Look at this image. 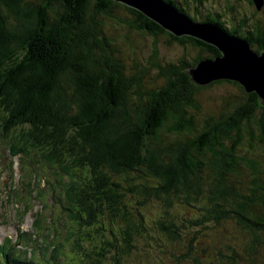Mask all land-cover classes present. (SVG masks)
Segmentation results:
<instances>
[{
  "label": "trees",
  "instance_id": "16d2710c",
  "mask_svg": "<svg viewBox=\"0 0 264 264\" xmlns=\"http://www.w3.org/2000/svg\"><path fill=\"white\" fill-rule=\"evenodd\" d=\"M157 1L264 48L263 15L235 23L201 0L193 15L189 0ZM158 24L115 0H0L2 122L86 182L78 248L52 264H128L138 242L167 264L264 261V104L233 80L197 86L189 69L219 50ZM133 34L153 37L143 66L122 57ZM163 35L182 56L158 59ZM224 83L242 96L207 109L201 93ZM38 255L0 244V264H48Z\"/></svg>",
  "mask_w": 264,
  "mask_h": 264
},
{
  "label": "rangeland",
  "instance_id": "374dc122",
  "mask_svg": "<svg viewBox=\"0 0 264 264\" xmlns=\"http://www.w3.org/2000/svg\"><path fill=\"white\" fill-rule=\"evenodd\" d=\"M201 1V11L204 9L207 12L224 16L231 14L232 17L237 13L242 15L244 12L249 20L255 16L256 18L260 17L264 8V0H259L258 3L255 0H250V3L248 0ZM188 4L189 9H193L190 11L193 15L198 4L193 0H189ZM170 8L175 13L181 14V11L177 10L176 7ZM189 21L192 23H211L210 21L200 22L190 19ZM233 21L237 23L236 19ZM262 23L264 25L263 21ZM260 33H262L261 30ZM133 35V45L120 46L122 57L128 66L134 64L133 61H136L138 66H143L151 55L153 37L150 36V38L152 37L150 39L149 36L146 38V35L143 37ZM242 40H245L250 48L252 46L254 49L258 48V42L248 43L246 39L243 38ZM167 41L165 35L158 38L157 45L161 51L158 59L161 61L163 56L173 59L182 56L181 49L173 47V43L171 44L172 47L168 46L169 50H167L163 44ZM117 47L120 49L118 45ZM227 93L232 95L235 100L241 91L235 85L224 83L223 86L213 87L209 91L204 90L201 93V98L203 102L209 103L205 106L212 111L214 102L217 103L219 96ZM19 128L7 129L0 115V240L15 244V249L18 245V249H21L25 256L27 254V257L39 254L38 257H41V261L48 264H52L55 259L52 257L57 256V254H59L57 257L66 261L74 256L75 250L78 248V236L87 223L78 215V212L83 210L81 204L86 205V182L77 172H70L67 167L69 159L61 160L59 163L49 159V162L41 154L39 142H35L30 134H26V128ZM21 129L25 131L24 134L21 133ZM190 215L191 213L188 216L190 217ZM150 217L149 220H151ZM224 232L226 233L225 230ZM138 243V247L133 250L132 256L130 255L128 258V264L171 263L169 255L167 258L166 255L161 258V254L156 253L151 245L149 247L145 244L146 247H143V244ZM223 243L230 246L226 240L220 239L219 244ZM21 245H26L29 249L20 248ZM85 247L86 243H84ZM236 249L240 250L238 247ZM78 252L82 253V251ZM182 264L184 263L182 262Z\"/></svg>",
  "mask_w": 264,
  "mask_h": 264
},
{
  "label": "water",
  "instance_id": "95a60500",
  "mask_svg": "<svg viewBox=\"0 0 264 264\" xmlns=\"http://www.w3.org/2000/svg\"><path fill=\"white\" fill-rule=\"evenodd\" d=\"M115 1L140 9L175 35H193L217 47V57L200 61L195 68L189 69L188 74L197 86L222 79L233 80L243 87L244 92H255L264 104V49L258 54L245 40L223 32L212 23H192L157 0Z\"/></svg>",
  "mask_w": 264,
  "mask_h": 264
},
{
  "label": "flooded vegetation",
  "instance_id": "af4514ba",
  "mask_svg": "<svg viewBox=\"0 0 264 264\" xmlns=\"http://www.w3.org/2000/svg\"><path fill=\"white\" fill-rule=\"evenodd\" d=\"M259 11H260V10H259ZM232 12H234V11H232ZM262 15L264 16V8H263V12L261 13V15H260V16H262Z\"/></svg>",
  "mask_w": 264,
  "mask_h": 264
}]
</instances>
